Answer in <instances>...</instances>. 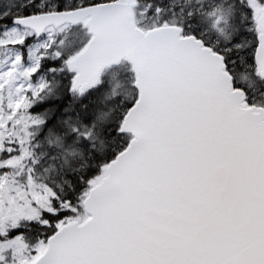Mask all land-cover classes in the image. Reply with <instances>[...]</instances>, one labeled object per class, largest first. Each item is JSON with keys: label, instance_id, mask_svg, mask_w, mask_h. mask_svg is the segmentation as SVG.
Listing matches in <instances>:
<instances>
[{"label": "snow or ice", "instance_id": "snow-or-ice-1", "mask_svg": "<svg viewBox=\"0 0 264 264\" xmlns=\"http://www.w3.org/2000/svg\"><path fill=\"white\" fill-rule=\"evenodd\" d=\"M0 264H264V0H0Z\"/></svg>", "mask_w": 264, "mask_h": 264}]
</instances>
